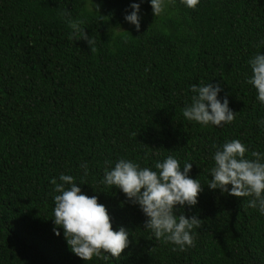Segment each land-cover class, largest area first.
I'll return each instance as SVG.
<instances>
[{
    "label": "trees",
    "instance_id": "16d2710c",
    "mask_svg": "<svg viewBox=\"0 0 264 264\" xmlns=\"http://www.w3.org/2000/svg\"><path fill=\"white\" fill-rule=\"evenodd\" d=\"M132 3H140L139 32L124 19ZM165 5L154 17L150 0H0V264H106L73 254L63 228L55 235L51 180L61 174L98 197L113 231L130 232L129 247L107 264H264V215L247 206L251 197L207 187L225 142L241 141L248 158L264 153V105L246 82L248 62L264 55V0ZM65 9L95 37L96 53L69 39ZM208 83L220 85L232 123L183 116L191 86ZM169 155L181 171L191 163L189 176L203 187L196 206H177V215L202 220L195 247L183 252L157 241L139 205L101 182L105 161L157 171Z\"/></svg>",
    "mask_w": 264,
    "mask_h": 264
},
{
    "label": "clouds",
    "instance_id": "9594fccd",
    "mask_svg": "<svg viewBox=\"0 0 264 264\" xmlns=\"http://www.w3.org/2000/svg\"><path fill=\"white\" fill-rule=\"evenodd\" d=\"M180 2L195 9L199 0ZM150 4L154 17L165 11V0H150ZM130 7L131 13L126 14L124 19L139 32L140 3H132ZM96 10L99 11V5ZM61 15L67 19L71 29L69 39L85 41L90 52L96 53V39L85 32L83 21L74 20L68 9L62 11ZM100 18L101 21L105 19L103 16ZM115 29H110L111 39ZM248 63L252 75L246 82L254 86L258 101L264 105V55L257 53ZM221 91L219 84L192 85L191 102L184 107L183 116L202 126L220 127L232 123L236 113L229 108L226 96L223 102L218 99ZM258 123L264 126V120ZM247 151L239 140L225 142L214 154L215 166L210 170L212 179L207 187L210 190L219 189L222 194L236 198L251 197L247 206L258 208L260 214L264 215V153L252 151V158H248ZM105 164L104 179L101 182L120 189L129 202L139 205L147 217L143 227L151 230L157 241L163 239L165 243L174 245L171 249L173 252H183L189 247H195L193 230L201 227L202 220L197 215L186 217L183 212L176 214L177 206L180 209L184 206H196L198 195L203 191L199 180L189 176L191 163H186L181 171L178 160L169 155L163 162L155 163L157 171L149 167L141 168L138 163L123 158L116 161L114 167H111L110 161H105ZM80 167L86 176L88 163L82 161ZM51 184L54 185V192L58 193L54 196L53 209L55 235L60 236L57 228H63L71 252L86 262L92 260L94 255L106 264L110 258H119L129 247L130 232L124 227H120L118 231L112 230L107 208L98 203V197L83 194L71 175L61 174L59 182L53 178ZM150 251H155V247Z\"/></svg>",
    "mask_w": 264,
    "mask_h": 264
}]
</instances>
